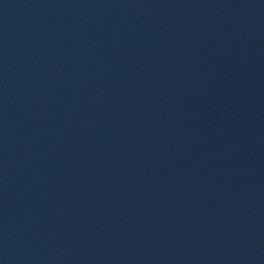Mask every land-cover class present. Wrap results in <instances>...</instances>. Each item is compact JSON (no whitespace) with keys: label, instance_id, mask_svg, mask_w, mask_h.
Segmentation results:
<instances>
[{"label":"water","instance_id":"1","mask_svg":"<svg viewBox=\"0 0 264 264\" xmlns=\"http://www.w3.org/2000/svg\"><path fill=\"white\" fill-rule=\"evenodd\" d=\"M0 264H264V0H0Z\"/></svg>","mask_w":264,"mask_h":264}]
</instances>
